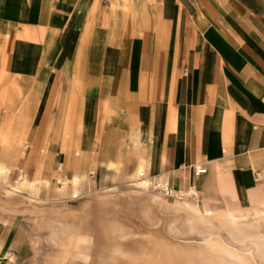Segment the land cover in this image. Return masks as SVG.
<instances>
[{
	"label": "crops",
	"instance_id": "0c3cea01",
	"mask_svg": "<svg viewBox=\"0 0 264 264\" xmlns=\"http://www.w3.org/2000/svg\"><path fill=\"white\" fill-rule=\"evenodd\" d=\"M56 164L70 193L142 170L213 216L257 206L264 0H0V186L18 167L49 197ZM8 211L0 264H35Z\"/></svg>",
	"mask_w": 264,
	"mask_h": 264
},
{
	"label": "rangeland",
	"instance_id": "374dc122",
	"mask_svg": "<svg viewBox=\"0 0 264 264\" xmlns=\"http://www.w3.org/2000/svg\"><path fill=\"white\" fill-rule=\"evenodd\" d=\"M57 165L50 180L57 191L49 197L41 199L18 167L0 186V210L27 227L22 251L35 264H264L252 234L264 233V197L231 221L201 211L191 198L164 195L139 175L70 193Z\"/></svg>",
	"mask_w": 264,
	"mask_h": 264
},
{
	"label": "built area",
	"instance_id": "2783aa9c",
	"mask_svg": "<svg viewBox=\"0 0 264 264\" xmlns=\"http://www.w3.org/2000/svg\"><path fill=\"white\" fill-rule=\"evenodd\" d=\"M57 170L58 171L61 170V164L57 165ZM204 171H205V168L200 167V166H196L194 169L195 174H198ZM89 173H91V171ZM139 176L144 177V172L142 170L139 171ZM148 183L153 188H158L164 195H169L172 197H176L178 199L191 198L195 200L199 195V191L195 187L194 184L189 185L186 189H183V188L172 187L167 182H158V181L153 180V181H148Z\"/></svg>",
	"mask_w": 264,
	"mask_h": 264
},
{
	"label": "bare ground",
	"instance_id": "6f19581e",
	"mask_svg": "<svg viewBox=\"0 0 264 264\" xmlns=\"http://www.w3.org/2000/svg\"><path fill=\"white\" fill-rule=\"evenodd\" d=\"M97 142V141H96ZM23 176V175H22ZM24 180H23V182H26V178L24 177L23 178ZM145 181H146V179H143V180H140L139 182L140 183H145ZM22 182V183H23ZM12 186H14V185H12ZM16 186V185H15ZM11 189V188H10ZM15 190V189H14ZM19 190V189H18ZM252 192H255L256 193V191H252ZM251 192V193H252ZM252 195H253V193H252ZM257 196V195H256ZM170 203V202H169ZM171 203L172 204H174L175 203V200L174 201H171ZM199 203V202H198ZM187 204H188V202H187ZM175 205H177V204H175ZM194 205V204H193ZM196 205V204H195ZM191 207V206H190ZM194 210H195V206H194ZM237 217H236V215H231L230 216V220L232 221V220H235ZM252 233V232H251ZM250 234V233H249ZM253 234V236H254V238L256 237V238H258L259 240V242H256L257 244H256V247H257V249H259V251H260V253H259V256H261V257H263L264 256V233H261V232H255V233H252ZM261 234V235H260ZM255 240V239H254ZM174 252V251H173ZM175 254V253H174ZM258 258H260V257H258ZM260 260V259H259ZM166 264H170V263H168V262H166V261H164ZM176 262V261H175ZM174 262V263H175ZM179 263V262H178Z\"/></svg>",
	"mask_w": 264,
	"mask_h": 264
}]
</instances>
